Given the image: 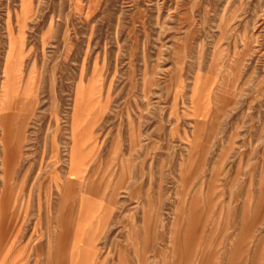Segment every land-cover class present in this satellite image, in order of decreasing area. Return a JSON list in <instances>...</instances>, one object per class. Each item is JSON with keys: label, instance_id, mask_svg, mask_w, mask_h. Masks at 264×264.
<instances>
[{"label": "rangeland", "instance_id": "1", "mask_svg": "<svg viewBox=\"0 0 264 264\" xmlns=\"http://www.w3.org/2000/svg\"><path fill=\"white\" fill-rule=\"evenodd\" d=\"M4 107L11 264H264V0H0Z\"/></svg>", "mask_w": 264, "mask_h": 264}, {"label": "bare ground", "instance_id": "2", "mask_svg": "<svg viewBox=\"0 0 264 264\" xmlns=\"http://www.w3.org/2000/svg\"><path fill=\"white\" fill-rule=\"evenodd\" d=\"M10 75H11V80H10V82L7 84V87H6V91H7V98H6V106L7 105H9V104H11V94H12V92H13V90H14V79L16 78V76H15V71H14V69H13V67L10 69ZM13 109V108H12ZM4 110H8V111H4ZM14 112V111H13ZM12 114H14V113H12ZM14 116H16V115H14ZM0 121H1V123H2V125H3V129H4V132H5V137H6V145H7V147H6V159H9L10 157H11V155H12V153H13V149H15L14 147H15V144H13L14 145V147H13V145H12V143L10 144L9 143V136H10V129H9V124H10V121H11V115H10V109H9V107H4V109L2 110V113H1V118H0Z\"/></svg>", "mask_w": 264, "mask_h": 264}, {"label": "crops", "instance_id": "3", "mask_svg": "<svg viewBox=\"0 0 264 264\" xmlns=\"http://www.w3.org/2000/svg\"><path fill=\"white\" fill-rule=\"evenodd\" d=\"M10 243V241H8V244ZM23 250V247H19L18 248V254L21 253V251ZM10 248L9 247H5L3 248L2 253H0V264H11V257H10Z\"/></svg>", "mask_w": 264, "mask_h": 264}]
</instances>
